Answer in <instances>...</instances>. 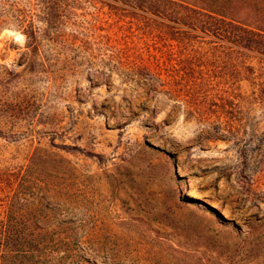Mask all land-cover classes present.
I'll list each match as a JSON object with an SVG mask.
<instances>
[{
	"label": "rangeland",
	"instance_id": "obj_1",
	"mask_svg": "<svg viewBox=\"0 0 264 264\" xmlns=\"http://www.w3.org/2000/svg\"><path fill=\"white\" fill-rule=\"evenodd\" d=\"M0 264H264V0H0Z\"/></svg>",
	"mask_w": 264,
	"mask_h": 264
}]
</instances>
